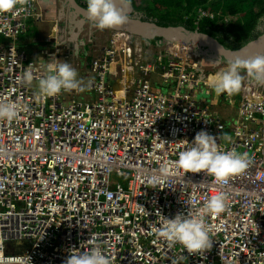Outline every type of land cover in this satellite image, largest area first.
Segmentation results:
<instances>
[{
    "label": "built area",
    "instance_id": "1",
    "mask_svg": "<svg viewBox=\"0 0 264 264\" xmlns=\"http://www.w3.org/2000/svg\"><path fill=\"white\" fill-rule=\"evenodd\" d=\"M206 14L198 10V19ZM28 20L44 21L38 0L0 13V37L8 41L0 43V101L20 106L17 120H0V264H19L26 255L32 264H65L72 250L94 246L110 264H264V88L244 82L239 94L219 95L235 110L227 126L200 96L210 90L208 77L199 75L189 47L170 46L147 62L142 45L131 46L116 32L90 62L94 99L72 91L39 101L41 63L66 61L67 54L54 44L41 50V59L28 58L17 47ZM124 66L139 73L118 86ZM29 68L32 85L19 79ZM152 73L175 85L168 92L155 88ZM202 130L221 150L247 153V170L226 184L173 170L152 188L148 178L166 160L178 159L183 140L191 143ZM217 192L228 197V208L206 217L209 250L188 253L152 232L164 216L194 212ZM16 240L22 245L6 252L5 243Z\"/></svg>",
    "mask_w": 264,
    "mask_h": 264
},
{
    "label": "clouds",
    "instance_id": "2",
    "mask_svg": "<svg viewBox=\"0 0 264 264\" xmlns=\"http://www.w3.org/2000/svg\"><path fill=\"white\" fill-rule=\"evenodd\" d=\"M23 2L24 0H0V13L11 12ZM130 2L131 0H120L123 8H127ZM86 4L87 18L99 30L117 28L128 21L123 8L117 7L115 0H86ZM168 45V48L173 46ZM186 46L191 50L193 48ZM45 61L39 67L42 75L37 78L35 85L37 100L46 101L48 98L59 96L62 92L90 90V86L78 78V71L71 63L55 58ZM226 63V68L210 74L206 81V86L217 96L226 94L231 97L239 94L244 82H251L255 85L264 83V55L249 59L236 57ZM112 71H115L114 67ZM245 75L257 83L246 80ZM19 79L24 84L32 85L34 80L32 69L26 70ZM19 112L18 104L0 101V120L12 123L19 118ZM225 140L230 141V137H225ZM183 141L186 147L179 152L178 159L166 160L160 166L158 174H153L148 178V183L152 185V188L164 184L173 170H179L184 175L204 173L205 176L212 178L213 183L226 184L230 177L244 173L251 163L247 153H238L234 149L221 150L218 147L217 138L204 130L197 133L191 143L187 140ZM19 147L17 145V149ZM227 208L228 197L223 192H217L194 212L189 211L187 215L177 213L173 218L164 216L160 226L153 227L152 232L157 239L166 241L169 247L178 244L188 253H203L212 246L206 217L219 216L225 213ZM29 261L31 258L26 255L20 259L19 264H29ZM65 264H110V261L99 246H94L83 253L72 250Z\"/></svg>",
    "mask_w": 264,
    "mask_h": 264
},
{
    "label": "crops",
    "instance_id": "3",
    "mask_svg": "<svg viewBox=\"0 0 264 264\" xmlns=\"http://www.w3.org/2000/svg\"><path fill=\"white\" fill-rule=\"evenodd\" d=\"M38 2L40 11L44 16V21L28 20L25 32L20 35L17 41V47L23 50L28 58L41 59L43 57L41 53L42 49L52 50L54 44L58 45L61 49H65L63 51L64 54H67L66 61L77 69L78 78L86 85H89L91 81V74L89 72L90 62L93 58H97L103 54V49L107 45L106 42L109 41V37H112L113 31L110 34L111 36L109 35L105 38V34H107V30L109 29L99 30L93 24L82 23L83 16L71 5L69 0H38ZM76 2L79 4L77 0ZM7 42V40L0 38V43L5 44ZM149 46L143 45L144 60L153 62L154 55L159 49L154 52L147 51L146 49ZM152 54L153 56L151 57ZM137 73H139V69L136 67L134 73L128 72L125 74L128 75L126 80L125 75L119 72L117 75V85H122V81L130 82L132 77L138 75ZM155 75V73L149 75L151 85L153 86L155 81L159 80ZM209 94L213 101L217 99L224 108L226 107L225 104L227 105V103L223 97L216 96L214 98L213 91ZM74 96H77L81 100L95 98L92 90L78 92ZM67 97H69L68 94ZM213 107L215 113L224 117L225 109ZM226 113L231 116L230 112Z\"/></svg>",
    "mask_w": 264,
    "mask_h": 264
},
{
    "label": "trees",
    "instance_id": "4",
    "mask_svg": "<svg viewBox=\"0 0 264 264\" xmlns=\"http://www.w3.org/2000/svg\"><path fill=\"white\" fill-rule=\"evenodd\" d=\"M77 1L83 7H87L86 0ZM128 7L130 14L134 11L145 12L149 17H156L155 22L160 25L184 24L188 28L197 29L215 37L230 48L239 47L264 31L262 26L264 25V0H131ZM198 10L207 11L208 14L198 19ZM150 41L153 45L167 44V41L160 37H154ZM193 48L209 63H226L223 59L218 61L219 59L209 55L200 47ZM165 52H167L166 49H159L154 55V61L159 56H164ZM218 70L216 66L207 71L199 69V75L206 77Z\"/></svg>",
    "mask_w": 264,
    "mask_h": 264
},
{
    "label": "water",
    "instance_id": "5",
    "mask_svg": "<svg viewBox=\"0 0 264 264\" xmlns=\"http://www.w3.org/2000/svg\"><path fill=\"white\" fill-rule=\"evenodd\" d=\"M71 5L83 16L87 18L86 7L81 6L76 0H69ZM116 6L123 8L120 0H115ZM124 14L127 15L128 21L126 24L109 29L113 32H122L128 35L138 36L147 41L154 37H160L167 41L168 44H182L190 47H200L209 55L223 59L228 62L231 59L240 57L242 59H249L257 55H264V31L257 36L236 48L226 47L223 43L217 40L215 37L199 31L197 29H191L184 24L177 25H160L151 19H142L139 16L129 13V7L123 8ZM134 13H138L134 11ZM246 80L254 81L248 78ZM257 83V82H256ZM258 86L264 87V83H257Z\"/></svg>",
    "mask_w": 264,
    "mask_h": 264
},
{
    "label": "rangeland",
    "instance_id": "6",
    "mask_svg": "<svg viewBox=\"0 0 264 264\" xmlns=\"http://www.w3.org/2000/svg\"><path fill=\"white\" fill-rule=\"evenodd\" d=\"M111 32H112V30H107V34H105V38H107L110 34H111ZM111 36V35H110ZM125 36L128 38V43L131 45L132 43H137V44H139V45H141V44H144V42H143V38H140V37H138V36H134V35H128V34H125ZM0 38H2V37H0ZM110 38V37H109ZM109 41H107L106 42V44L108 43ZM149 43H150V46H149V48H147L146 50L147 51H157L158 49H161V50H165L166 49V51H168V49H167V47H166V45H153L152 43H151V41H149ZM149 43L147 44V45H149ZM132 46V45H131ZM188 54H189V57L192 59V60H194L195 61V63H196V65L198 66V63H199V66H198V69H204V71H207V69H209V68H212L213 66H216V69L218 70H221V69H223V68H226L227 67V63H224V62H216V63H214V64H212V63H209L208 61H207V59H205L204 57H202L201 56V54H199V53H197L195 50H194V48H192V50L190 51V52H188ZM218 70V71H219ZM127 71V72H126ZM128 72H131V70L129 69H127V68H124V75L125 74H127ZM132 73V72H131ZM243 74V73H242ZM208 77V76H207ZM127 78H128V75H125V79L127 80ZM246 78V77H245ZM158 81V82H157ZM157 81H155V83H154V87L155 88H158V89H160L161 91H163V92H168L169 91V88L170 87H173L174 85H175V80H171V82L170 83H168V84H164V83H162L160 80H157ZM210 92H212V90L210 89ZM209 91H206V90H203L202 91V93L200 94V96H202L203 98H205L206 99V102L208 103V104H212L213 106H215L216 108H221V109H225L226 110V112H230L231 113V116H229V114L228 113H226V112H224L225 113V115H224V117H223V120L225 121V123H226V125L227 126H229L230 124H231V121H232V119H233V117H234V114H235V110H234V108H232V107H228V106H226L225 108L221 105V103L217 100V99H215L214 101L211 99V95L209 94L210 93ZM222 95H224V94H221V96ZM217 95L214 93V98L216 97ZM224 135L226 136V137H231V135H232V132L227 128V130L226 131H224ZM22 243H23V241H18V240H16V241H7L6 243H5V250H6V252H8V249L10 248V252L11 251H13V249H14V247L15 246H19V245H22ZM5 252V251H4Z\"/></svg>",
    "mask_w": 264,
    "mask_h": 264
},
{
    "label": "flooded vegetation",
    "instance_id": "7",
    "mask_svg": "<svg viewBox=\"0 0 264 264\" xmlns=\"http://www.w3.org/2000/svg\"><path fill=\"white\" fill-rule=\"evenodd\" d=\"M131 14H134L135 16H139L140 18H142V19H144V18H148V19H153L154 21H156V17H149V16H147L146 14H145V12H142V11H139L137 14L136 13H131ZM82 23H86V24H88V25H92V23L89 21V20H87V19H83L82 18ZM262 26H264V25H262ZM150 41V40H149ZM149 41H147V40H143V42H144V45H147L148 43H149ZM149 45H150V43H149ZM168 44H166V47L168 48ZM169 49V48H168ZM218 61H220V60H218Z\"/></svg>",
    "mask_w": 264,
    "mask_h": 264
},
{
    "label": "bare ground",
    "instance_id": "8",
    "mask_svg": "<svg viewBox=\"0 0 264 264\" xmlns=\"http://www.w3.org/2000/svg\"><path fill=\"white\" fill-rule=\"evenodd\" d=\"M174 46H178V49H185V48H188L186 45H182V44H175ZM184 51V50H183ZM124 68H127L126 66H124ZM128 70L130 69V68H127ZM131 70V69H130ZM0 253H1V243H0Z\"/></svg>",
    "mask_w": 264,
    "mask_h": 264
}]
</instances>
